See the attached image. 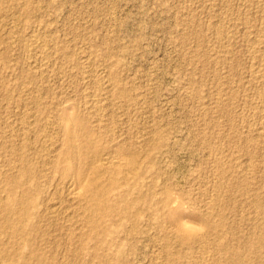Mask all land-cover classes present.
Wrapping results in <instances>:
<instances>
[{
  "label": "rangeland",
  "instance_id": "obj_1",
  "mask_svg": "<svg viewBox=\"0 0 264 264\" xmlns=\"http://www.w3.org/2000/svg\"><path fill=\"white\" fill-rule=\"evenodd\" d=\"M71 118L98 158L137 157L136 216L105 237L43 215L65 200ZM0 173V199L40 191L28 231L48 264H264V0H0Z\"/></svg>",
  "mask_w": 264,
  "mask_h": 264
},
{
  "label": "bare ground",
  "instance_id": "obj_2",
  "mask_svg": "<svg viewBox=\"0 0 264 264\" xmlns=\"http://www.w3.org/2000/svg\"><path fill=\"white\" fill-rule=\"evenodd\" d=\"M223 28L225 29V27ZM100 95H95V98L91 102V110L95 113V116L96 115L99 116V114L103 109V104H102L103 102L101 100L102 98H100ZM85 128H86L85 124L83 122H80L78 119L71 118L68 119L67 122L65 123L64 126L65 148H64V152H62V154H60V156L58 157V163L56 165V168L62 172V177H63L62 182L64 186L63 188H65V198H64L65 200H61L59 203L49 206L50 200L47 199L48 203L45 206V211H43V215L49 213L48 215L51 218L58 220L61 219L63 221L65 220L64 221L65 223L64 222L63 223L66 226H68L67 230L74 227L76 224L83 225L84 227L87 228V231L90 235L100 238L102 236L105 237V235H107L108 231L106 230V228H104L105 222L107 220L109 219L111 220L113 218L117 219L120 217L126 220L127 219L130 220L133 216L134 217L136 216V214L133 215L134 213L131 210L132 204L129 202V193L131 192V190L129 189V187L122 188L121 185L123 183H125L124 185H127V183L130 180L137 178L138 176L136 172L137 157L133 154H129L125 152L111 153L110 151L108 152L105 150L103 152L101 151L98 158L97 156V154L99 153L98 149H96L93 146H90L88 144L90 143L88 142V139H84V135L82 133ZM79 141L85 142L87 151L90 149V151L95 153L96 156L94 158H89V156H86L85 155L86 150L84 149V147L81 148L79 145H77V142ZM86 163L90 165L89 168L85 170L81 166H84V164ZM31 173L32 172L30 170H26L23 173V175L24 177L28 178ZM107 179L109 180L108 182L106 181ZM10 182L11 181H9V183ZM31 186L32 185H29V183L25 182V180L20 182L18 179V181L13 182L11 188L7 191L5 195L6 198L0 199V264H32L31 262L32 258L36 260L37 264H48V262L45 261L46 258L44 260L43 257L39 255L35 250V240L33 239L35 233L31 235L28 231L32 227V223L30 225L29 221L30 220L32 221V219L33 220L38 219L40 216H42V212L39 213V210L37 208V196L39 195L40 191L38 190L37 186L36 187L34 186L31 187ZM51 197L52 195L50 196V198ZM216 206L217 205H215V207ZM207 209L209 211H212L214 207L212 204L211 205L208 204ZM176 227L177 228L175 232H177V235L175 234V236L177 237L179 236L178 234L180 233H182V236L184 237L195 236L196 234L190 228L182 227L181 225H178ZM37 228L35 229L37 230ZM201 234L202 233H200L199 236L198 235L197 236L200 237ZM201 238L203 239L204 236ZM28 248H31L32 250L29 253V255H25L24 250ZM204 259L205 258H203V260Z\"/></svg>",
  "mask_w": 264,
  "mask_h": 264
}]
</instances>
